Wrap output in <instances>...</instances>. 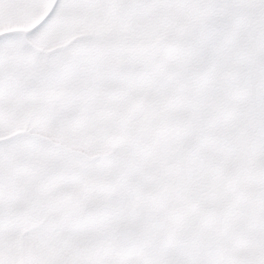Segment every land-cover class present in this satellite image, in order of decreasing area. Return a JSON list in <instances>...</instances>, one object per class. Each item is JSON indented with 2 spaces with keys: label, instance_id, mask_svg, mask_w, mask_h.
<instances>
[{
  "label": "rangeland",
  "instance_id": "rangeland-1",
  "mask_svg": "<svg viewBox=\"0 0 264 264\" xmlns=\"http://www.w3.org/2000/svg\"><path fill=\"white\" fill-rule=\"evenodd\" d=\"M219 2L83 0L0 59V264H264V0Z\"/></svg>",
  "mask_w": 264,
  "mask_h": 264
},
{
  "label": "crops",
  "instance_id": "crops-1",
  "mask_svg": "<svg viewBox=\"0 0 264 264\" xmlns=\"http://www.w3.org/2000/svg\"><path fill=\"white\" fill-rule=\"evenodd\" d=\"M65 3H69V0H65ZM51 4L52 0H47L46 7L39 12L25 8H7L0 10V37L11 33L27 34L43 20ZM70 11L68 7L62 9L55 21V23L58 24H52L37 37L32 39H25L22 37L18 41L7 42L0 40V59L4 57L5 60L17 61V64L21 62L22 67L28 68L29 65L27 61L39 59L38 54L42 52L55 49H59L60 51L64 50L65 53L71 52L72 47L68 48V45L74 42L73 39L75 35L70 34V25L66 22V20L70 19L68 14ZM59 18H61V20ZM59 28L65 30L57 34L56 31L58 32L57 29ZM60 42L62 45L56 47L55 45ZM82 49H84V47ZM12 105L11 103L8 104L9 107H12Z\"/></svg>",
  "mask_w": 264,
  "mask_h": 264
},
{
  "label": "snow or ice",
  "instance_id": "snow-or-ice-1",
  "mask_svg": "<svg viewBox=\"0 0 264 264\" xmlns=\"http://www.w3.org/2000/svg\"><path fill=\"white\" fill-rule=\"evenodd\" d=\"M83 0H69V3H65V0H54L51 10L48 14L27 34L22 33H11L6 36L0 37V40L7 41H18L22 37L25 39H32L37 37L39 34L48 29L58 18V14L62 9L67 7H76ZM257 0H243V6L253 7L255 6ZM47 5V0H0V10L7 8H25L30 10H36L39 12ZM237 5L232 2V0H220L219 3L215 5L217 8H230L236 7Z\"/></svg>",
  "mask_w": 264,
  "mask_h": 264
}]
</instances>
